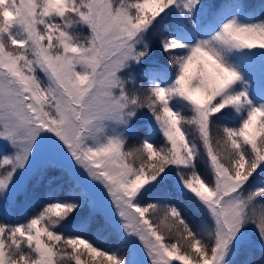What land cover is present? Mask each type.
I'll use <instances>...</instances> for the list:
<instances>
[{
    "label": "snow or ice",
    "instance_id": "6c2138e0",
    "mask_svg": "<svg viewBox=\"0 0 264 264\" xmlns=\"http://www.w3.org/2000/svg\"><path fill=\"white\" fill-rule=\"evenodd\" d=\"M256 250L264 264V0H0V264Z\"/></svg>",
    "mask_w": 264,
    "mask_h": 264
},
{
    "label": "rangeland",
    "instance_id": "374dc122",
    "mask_svg": "<svg viewBox=\"0 0 264 264\" xmlns=\"http://www.w3.org/2000/svg\"><path fill=\"white\" fill-rule=\"evenodd\" d=\"M249 2H251V3H257L258 0H249ZM186 115H187V113H186ZM145 123H147V122L146 121H142L141 122V124H145ZM230 126H235V125H230ZM143 134H144V128H141L140 133H138L136 136H134L132 139H130V141H129L130 145H135V144L139 143L140 137ZM158 137H161V136H158ZM158 137H155L156 143L158 141H160V144L163 143V140L162 139H160V140L157 141V138ZM198 170L201 172L202 175H208L209 169H208L206 157H203L199 161V163H198ZM23 199H24V197H21V200H23ZM186 202H187V200H186ZM39 203H40V198L38 200L37 199H33V200H30L29 201V207L27 209L29 215H31L32 212L35 210L32 207V205H35V207L38 208L39 207ZM21 219H23V217H21ZM197 219H199V214H197ZM85 235L88 236L90 239L95 240L99 244L100 247H108L110 244H114L115 243L114 240H112L111 238H109V239H101L100 237H97L96 234H95V232H94V230L93 231H89L88 233H85ZM245 258L246 257L242 256V257H239L238 259H245ZM252 259H254L255 261H257V264H258L259 260L261 259V254H260L259 250H256L253 253Z\"/></svg>",
    "mask_w": 264,
    "mask_h": 264
},
{
    "label": "trees",
    "instance_id": "16d2710c",
    "mask_svg": "<svg viewBox=\"0 0 264 264\" xmlns=\"http://www.w3.org/2000/svg\"><path fill=\"white\" fill-rule=\"evenodd\" d=\"M144 131H145V129H144ZM214 131H215V130H214ZM158 136H160V135L157 134L156 137H158ZM160 139H162V138H161V137H158V138H157V141L160 140ZM157 144H160V141H158ZM42 196H43V189H41V190L39 191V193H38V197H37L36 199L38 200L39 198H42ZM31 212H32V211H31ZM31 212H30V213H31Z\"/></svg>",
    "mask_w": 264,
    "mask_h": 264
}]
</instances>
